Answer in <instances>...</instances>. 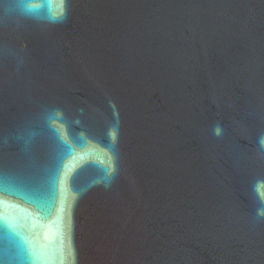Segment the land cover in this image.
Wrapping results in <instances>:
<instances>
[{"label":"water","instance_id":"water-1","mask_svg":"<svg viewBox=\"0 0 264 264\" xmlns=\"http://www.w3.org/2000/svg\"><path fill=\"white\" fill-rule=\"evenodd\" d=\"M0 264H264V0H0Z\"/></svg>","mask_w":264,"mask_h":264},{"label":"clouds","instance_id":"clouds-1","mask_svg":"<svg viewBox=\"0 0 264 264\" xmlns=\"http://www.w3.org/2000/svg\"><path fill=\"white\" fill-rule=\"evenodd\" d=\"M217 133H219V127L217 126V129H216Z\"/></svg>","mask_w":264,"mask_h":264}]
</instances>
